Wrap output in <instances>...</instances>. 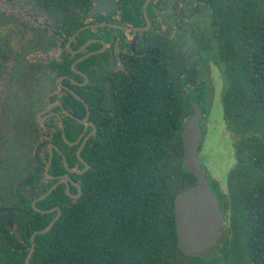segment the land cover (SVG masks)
I'll list each match as a JSON object with an SVG mask.
<instances>
[{
    "label": "trees",
    "instance_id": "trees-1",
    "mask_svg": "<svg viewBox=\"0 0 264 264\" xmlns=\"http://www.w3.org/2000/svg\"><path fill=\"white\" fill-rule=\"evenodd\" d=\"M26 1L66 18L73 4L82 2L81 9L91 5V0ZM196 1L211 17L210 37L201 27L204 38L197 42L201 54L212 57L224 74L222 106L236 163L228 179L233 239H224L221 250L213 248L222 257L215 253L206 263L194 264H264V0ZM119 2L124 12L134 14L143 0ZM211 37L217 51L207 43ZM187 43L197 60L196 40ZM9 45L0 41V65L8 58ZM200 73L199 59L182 69L171 52L164 59L148 56L129 65L125 78L115 82L113 115L104 119L92 146L79 153L89 167L72 176L68 204L65 183L36 208L28 199L43 195L49 185L28 194L26 252L22 255V244L5 230L8 242L0 234V264H24L31 234L46 228L57 215L56 208L41 212L54 206L60 214L46 233L35 235L29 264H177L182 254L174 202L196 182L183 170L181 129L193 114L191 104L201 109L209 95ZM71 159L84 170L77 154L67 157L69 166ZM55 161L48 173L69 175L62 162L54 165ZM42 178L43 183L50 182L45 175ZM26 181L30 186L31 177ZM212 189L217 191V186ZM20 192L4 186L6 206L19 209ZM15 216L22 233V217Z\"/></svg>",
    "mask_w": 264,
    "mask_h": 264
},
{
    "label": "flooded vegetation",
    "instance_id": "flooded-vegetation-1",
    "mask_svg": "<svg viewBox=\"0 0 264 264\" xmlns=\"http://www.w3.org/2000/svg\"><path fill=\"white\" fill-rule=\"evenodd\" d=\"M80 4L85 5L82 2ZM80 4L71 6L67 18L59 14L52 16L30 4L48 19V22H43L38 26V30H33L36 40L32 51L34 54L39 53L46 57L42 62L24 54L22 82L25 85L28 82L33 85L35 81H38V75L42 74V77L49 82L43 87L42 94L49 85L52 91L45 96V102L40 104L41 108L37 110L38 114L32 122V136L40 138V141L35 148V150L38 149L37 154L35 150L33 152L31 168L27 170V165H22V180L15 187L16 191H21L20 208H9L4 201L6 196L2 194L0 197V200L4 202V206L0 207V234L5 243L8 241L5 230L10 236H14L22 244V255L26 252L27 231L25 228L28 219V194H36L43 189V185H49L46 190L49 195L63 184L58 183L62 176L68 177L66 183L70 188V185L74 184L72 176L79 172L83 174L88 169L87 164V169L81 170L79 164L73 159H71L72 166H69L67 157L73 153L75 155L80 153L84 148L85 150L90 148L92 140L95 141L97 138V132L104 119H110L109 117L113 115L115 82L120 78H125L129 65L142 58L146 59L148 56L155 55L157 58L164 59L171 52L177 58L178 56L181 58L178 62L184 69L185 59H192L191 45H189L190 52H185L188 39L189 41L196 40L194 54L198 60L201 56V43L197 42L199 40L198 31L205 21H202L198 15L208 17L205 18L208 22L211 18L204 4L196 0H143L140 11L137 10L138 12L134 14L124 12L120 8L119 0H114L113 8L110 0H104L102 6L105 11H95L96 0H91V5L86 9H81ZM191 23H194V28L189 27ZM175 35H177L176 40L173 41L171 37ZM181 47L184 51L180 49ZM187 53L188 56H186ZM197 60L190 62L197 64ZM54 159L56 160L54 165L61 161L63 169L69 172V175L48 173ZM39 162L43 165L41 166ZM81 163L85 166V161ZM46 168H48L47 172ZM43 175L50 180L49 183H43ZM28 177H31L30 186L26 181ZM216 195L222 211L223 228L225 208L228 207L223 205L218 189ZM229 195L231 198V193ZM41 196L28 199L30 200L29 206L36 208V203L34 206L32 203ZM19 200L20 197H17L16 203ZM230 205L231 219H233L232 200ZM54 208L60 209L54 206L41 213H51ZM7 209L15 210L14 213L22 217V233L18 230V218L15 214L10 224L7 219L3 218ZM222 235L221 229L220 236ZM33 244L35 248V242ZM218 250H221V246ZM28 253L29 251L24 263ZM29 262L30 260L28 264Z\"/></svg>",
    "mask_w": 264,
    "mask_h": 264
},
{
    "label": "rangeland",
    "instance_id": "rangeland-1",
    "mask_svg": "<svg viewBox=\"0 0 264 264\" xmlns=\"http://www.w3.org/2000/svg\"><path fill=\"white\" fill-rule=\"evenodd\" d=\"M28 3L26 0H0V41L10 42L8 58L3 65H0V197L4 186L11 189L17 187L21 182L22 165H27V170L31 168L33 152L40 141V138L32 136V122L38 114L37 110L41 108L40 104L45 102V96H48L52 91L49 85L46 88L47 92L45 90L42 94L43 87L49 83L45 77H42V74L38 75L39 78L35 84L32 85L28 82L31 84L30 87L22 82L24 54L42 62L46 57L43 54H34L32 51L36 40L33 30H38V26L43 22H48V19ZM198 17L202 21L205 20L201 27L204 29L205 37H210L211 28L208 20H206L208 17L201 15ZM192 26L194 28V23L189 27L192 28ZM204 35L198 31L200 41ZM176 36L171 37L173 41L176 40ZM208 43L213 46V51L218 50V47L215 46L217 42H214L212 37ZM185 46L187 48L185 52L189 53V44ZM201 57L199 58L200 77L206 85L209 95L204 97L203 106H201L202 141L199 147V160L209 184L213 188L217 186L223 205L228 207L225 208V224L222 228L223 235L216 246L218 248L224 239H233L234 235L231 229L232 208L230 202L232 194L230 198L228 179L236 161L234 149L226 130L222 106V94L225 89L224 74L220 64L212 57L204 54H201ZM176 59L177 61L181 60L179 56ZM192 60L193 57L192 59H185L186 64ZM214 191L216 193V190ZM2 206H4V202L0 200V207ZM215 253V249H211L202 255L192 257L179 255L176 263H206L214 257ZM217 255L222 257L219 253Z\"/></svg>",
    "mask_w": 264,
    "mask_h": 264
},
{
    "label": "water",
    "instance_id": "water-1",
    "mask_svg": "<svg viewBox=\"0 0 264 264\" xmlns=\"http://www.w3.org/2000/svg\"><path fill=\"white\" fill-rule=\"evenodd\" d=\"M103 1L104 0H96L95 11L104 10L102 6ZM113 4L114 0H110L112 8ZM191 107L193 109V114L187 119L181 129V142L183 148L181 162L183 170L186 173L192 174L196 182L176 197L173 207L177 246L181 254L186 257L202 255L206 251L216 247L221 237L220 232L223 223L218 197L209 184L208 178L199 160V147L202 141V130L200 127V120L202 117L201 109L196 103H192ZM37 151L38 149L35 150V154H37ZM77 156L81 162H84L80 158L79 152ZM86 169L87 164L85 163L84 170ZM47 170L48 168H46V172ZM67 180V176H62L58 183L66 184L68 195L66 203L68 204L70 192L69 186L66 183ZM48 193L49 192H46L44 195L34 200L32 205L34 206L35 203L44 199ZM56 210L57 215L55 219L44 230L34 232L30 237L31 248L24 264H28L31 258L34 249V236L46 233L58 218L60 209L56 208ZM14 212L15 210L13 209H7L3 216V218L7 219L9 224L11 223ZM25 230L27 229L25 228Z\"/></svg>",
    "mask_w": 264,
    "mask_h": 264
}]
</instances>
